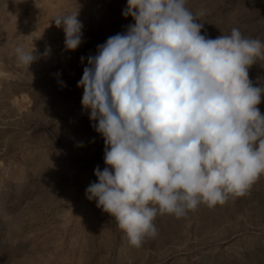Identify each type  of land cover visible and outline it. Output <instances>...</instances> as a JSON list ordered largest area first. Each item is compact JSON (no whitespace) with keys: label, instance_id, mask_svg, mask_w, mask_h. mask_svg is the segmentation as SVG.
Wrapping results in <instances>:
<instances>
[{"label":"rangeland","instance_id":"rangeland-1","mask_svg":"<svg viewBox=\"0 0 264 264\" xmlns=\"http://www.w3.org/2000/svg\"><path fill=\"white\" fill-rule=\"evenodd\" d=\"M126 4L0 0V264H264V173L223 204L200 203L179 218L158 214V234L140 247L86 197L94 169L105 167L104 140L82 109L77 83L87 60L80 57L134 23L122 16ZM186 7L210 38L236 27L264 40V0H187ZM76 12L84 42L66 51L54 19ZM17 46L51 52L29 67L17 60ZM248 71L253 86H264V57ZM257 107L264 114V94Z\"/></svg>","mask_w":264,"mask_h":264},{"label":"clouds","instance_id":"clouds-1","mask_svg":"<svg viewBox=\"0 0 264 264\" xmlns=\"http://www.w3.org/2000/svg\"><path fill=\"white\" fill-rule=\"evenodd\" d=\"M186 4L127 0L122 16L134 23L80 57L87 60L77 83L81 105L104 140L105 164L96 166L97 181L85 194L136 247L158 234V214L179 218L200 203L223 204L264 173L257 107L264 86H253L248 71L264 57V40L236 27L216 38L201 34L203 24ZM78 16L54 19L66 51L84 42ZM15 52L30 67L51 48Z\"/></svg>","mask_w":264,"mask_h":264}]
</instances>
